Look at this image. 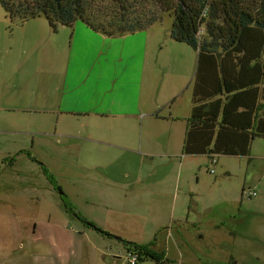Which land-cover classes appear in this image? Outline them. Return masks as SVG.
Segmentation results:
<instances>
[{
	"label": "rangeland",
	"instance_id": "1",
	"mask_svg": "<svg viewBox=\"0 0 264 264\" xmlns=\"http://www.w3.org/2000/svg\"><path fill=\"white\" fill-rule=\"evenodd\" d=\"M173 22L148 30L153 114L58 129L8 66L26 30L0 4V264H264V137L246 156L183 153L198 52Z\"/></svg>",
	"mask_w": 264,
	"mask_h": 264
},
{
	"label": "trees",
	"instance_id": "2",
	"mask_svg": "<svg viewBox=\"0 0 264 264\" xmlns=\"http://www.w3.org/2000/svg\"><path fill=\"white\" fill-rule=\"evenodd\" d=\"M0 4L21 24L45 17L56 30L80 21L111 37L148 29L163 14L172 13L171 38L198 52L183 153L246 156L255 138L264 137V0H0ZM68 200L65 206L72 210Z\"/></svg>",
	"mask_w": 264,
	"mask_h": 264
},
{
	"label": "crops",
	"instance_id": "3",
	"mask_svg": "<svg viewBox=\"0 0 264 264\" xmlns=\"http://www.w3.org/2000/svg\"><path fill=\"white\" fill-rule=\"evenodd\" d=\"M20 26L29 34L10 44V54L18 57L9 58L8 66L16 65L14 78L33 92L31 111L58 129L89 123L134 126L154 113L143 96L157 38L150 28L111 37L80 21L54 30L38 17Z\"/></svg>",
	"mask_w": 264,
	"mask_h": 264
},
{
	"label": "built area",
	"instance_id": "4",
	"mask_svg": "<svg viewBox=\"0 0 264 264\" xmlns=\"http://www.w3.org/2000/svg\"><path fill=\"white\" fill-rule=\"evenodd\" d=\"M206 13V11H205ZM212 172H214V170H212ZM247 194H249L250 196H255L257 195L256 191H248ZM130 255H131V260L133 261V263H136V260L139 259V253L136 250H130L129 251Z\"/></svg>",
	"mask_w": 264,
	"mask_h": 264
},
{
	"label": "flooded vegetation",
	"instance_id": "5",
	"mask_svg": "<svg viewBox=\"0 0 264 264\" xmlns=\"http://www.w3.org/2000/svg\"><path fill=\"white\" fill-rule=\"evenodd\" d=\"M62 198H63V201H64V203H65V199H67V196L64 195V194H62Z\"/></svg>",
	"mask_w": 264,
	"mask_h": 264
}]
</instances>
